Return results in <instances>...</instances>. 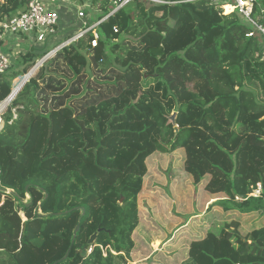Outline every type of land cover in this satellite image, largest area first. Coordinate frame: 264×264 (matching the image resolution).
<instances>
[{
  "label": "trees",
  "instance_id": "16d2710c",
  "mask_svg": "<svg viewBox=\"0 0 264 264\" xmlns=\"http://www.w3.org/2000/svg\"><path fill=\"white\" fill-rule=\"evenodd\" d=\"M89 1V23L115 7ZM162 1L122 7L98 26L97 47L88 33L61 49L13 101L18 118L9 125V111L0 133V264H130L147 162L177 150L216 200L208 211L231 218L181 264H264V225L243 228L264 218V45L210 1ZM19 6L0 0V19ZM255 18L264 23L258 6ZM46 55L0 75V102Z\"/></svg>",
  "mask_w": 264,
  "mask_h": 264
},
{
  "label": "rangeland",
  "instance_id": "374dc122",
  "mask_svg": "<svg viewBox=\"0 0 264 264\" xmlns=\"http://www.w3.org/2000/svg\"><path fill=\"white\" fill-rule=\"evenodd\" d=\"M73 5L68 8L64 7L62 10L64 16L63 21L60 22L61 29H63L62 37L58 40H50L43 46H36V53H48L70 35H74L75 29L81 27L80 23L76 22L77 17L74 16L76 8ZM70 8L74 10V14L69 12ZM92 16L94 19L91 13V19ZM24 46L30 48L29 42L24 43ZM17 63L13 69L16 72L21 70L20 66H16ZM23 79V75L17 78L13 82V87H16ZM171 140L172 136L167 134L165 141ZM184 158V152L177 150L173 153H155L147 162L148 174L143 191L136 200L139 222L132 235L134 247L130 254L134 261L150 256L141 264H181L189 257L194 243L208 239L209 233H212L210 228L212 225L214 227L217 224L221 225L228 219L219 207L208 211L203 219L194 215L196 210L199 212V207L207 195L203 192V186L196 188L192 177L182 171ZM121 203L122 201H119L118 204ZM205 208L204 205L202 209ZM210 213L213 216L211 222ZM176 215L187 218L191 225L185 230L176 232L174 225ZM262 225H264V218L257 214L247 216L243 222V228L247 231L251 227ZM168 239L171 241L170 244H167ZM131 257L130 261H132Z\"/></svg>",
  "mask_w": 264,
  "mask_h": 264
},
{
  "label": "built area",
  "instance_id": "2783aa9c",
  "mask_svg": "<svg viewBox=\"0 0 264 264\" xmlns=\"http://www.w3.org/2000/svg\"><path fill=\"white\" fill-rule=\"evenodd\" d=\"M131 1L133 0H114L115 7L111 10L109 15L100 21L89 23L91 21L90 11L92 8V3L89 0H85L80 5L73 3L72 0H20L21 6L15 9L16 11L13 15H8L0 19V75L9 73L15 63L19 60L22 61L24 56L29 52H36V46H43L50 40H58L62 37L61 33L63 32V29H61L60 22L64 19V16L62 15L64 7L68 8L70 5L74 4L73 6L76 8V14L74 16L77 17L76 22H79L81 27L74 30V35H70L65 41L60 42L59 45L49 51L47 55L32 68L33 70L35 68L38 69L43 62L54 57L61 49L77 42L88 33H92L94 37L91 41L92 47H97L100 40V34L98 32V26L100 23L107 20ZM140 1L147 4H168L162 0ZM207 1H210L212 6L222 15H238L244 20V22L250 25L251 30L249 31L248 36L259 37L264 45V23L259 22L255 18V10L257 6L260 7L261 12L264 13V9L261 6V0ZM226 6H231L232 11L228 13L225 8ZM69 12H72L73 14L75 13L71 8L69 9ZM27 42H29L30 48L24 46V43ZM32 69L30 71H32ZM24 79L21 80L19 84L16 81L18 85L12 87L14 93L22 85ZM18 94L16 93L15 96L9 95L4 101L0 102V133L7 124L5 118L9 111H11L13 116L8 122L9 125H12L18 118L17 109L12 108V103ZM262 193L263 188L262 185L259 184L257 190L252 196L259 198L262 196ZM92 251L93 246L89 248L88 254H91ZM113 253L115 254V252Z\"/></svg>",
  "mask_w": 264,
  "mask_h": 264
},
{
  "label": "crops",
  "instance_id": "0c3cea01",
  "mask_svg": "<svg viewBox=\"0 0 264 264\" xmlns=\"http://www.w3.org/2000/svg\"><path fill=\"white\" fill-rule=\"evenodd\" d=\"M182 151V150H181ZM214 201H216L214 198H210L209 196L204 197V200L202 201L201 205H200V209L199 212H197V210L195 211L196 213L194 214L196 217H200V218H204V216L208 213V207L209 205H211ZM204 205L206 206V208L203 210L202 208L204 207ZM215 208H218L217 206ZM209 215V214H208ZM187 217V216H186ZM190 217V215L188 216V218ZM211 217H212V213H210V222H211ZM213 218V217H212ZM174 225L176 226V232L181 231V230H185L186 228H188V226H190L191 224L189 223V220L183 216H179L176 215L174 217ZM214 226L212 225L210 228H213ZM171 241L168 239L167 240V244H170ZM150 258L149 257H145L143 259H138L136 261H134V259L131 257L132 261H130V264H141V262H144L145 260H148ZM147 264V263H146Z\"/></svg>",
  "mask_w": 264,
  "mask_h": 264
},
{
  "label": "water",
  "instance_id": "95a60500",
  "mask_svg": "<svg viewBox=\"0 0 264 264\" xmlns=\"http://www.w3.org/2000/svg\"><path fill=\"white\" fill-rule=\"evenodd\" d=\"M37 70H38L37 68H35L34 70L32 69V71H30V72L25 76L24 82H23L22 85L19 87V89H18L15 93H14V90H12L10 96H15L16 93L18 94V93L21 91V89L24 87V85L27 83V81H29V79L34 75V73H35ZM174 120H175V115L172 116V121H174ZM79 230H80V227L77 228L76 233L79 232ZM100 232H101V230L99 229V231L96 232V233L90 238V240H89V242H88V244H89L90 246H93V245L96 243V241H97V237H98V234H99ZM67 256H68V255H67Z\"/></svg>",
  "mask_w": 264,
  "mask_h": 264
},
{
  "label": "bare ground",
  "instance_id": "6f19581e",
  "mask_svg": "<svg viewBox=\"0 0 264 264\" xmlns=\"http://www.w3.org/2000/svg\"><path fill=\"white\" fill-rule=\"evenodd\" d=\"M18 89H19V88H18ZM18 89H17V90H18Z\"/></svg>",
  "mask_w": 264,
  "mask_h": 264
}]
</instances>
